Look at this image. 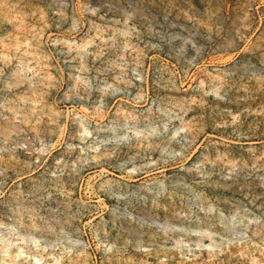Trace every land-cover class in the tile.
<instances>
[{"label":"rangeland","instance_id":"obj_1","mask_svg":"<svg viewBox=\"0 0 264 264\" xmlns=\"http://www.w3.org/2000/svg\"><path fill=\"white\" fill-rule=\"evenodd\" d=\"M0 264H264V0H0Z\"/></svg>","mask_w":264,"mask_h":264}]
</instances>
